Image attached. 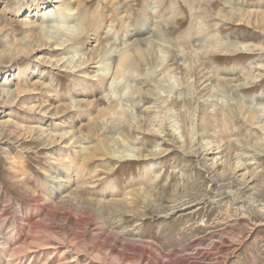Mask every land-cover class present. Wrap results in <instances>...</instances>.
<instances>
[{
  "label": "rangeland",
  "instance_id": "rangeland-1",
  "mask_svg": "<svg viewBox=\"0 0 264 264\" xmlns=\"http://www.w3.org/2000/svg\"><path fill=\"white\" fill-rule=\"evenodd\" d=\"M54 1L0 0V92L2 89L15 92L10 98L0 96V241L5 243L0 242V264H144L139 261L142 250L148 252L145 255L150 262L157 260V264H264V200L258 199V195L264 199V145L254 147L249 157L242 159L252 162L249 166L254 170L253 179L245 170L231 165L232 160L216 162L204 145L215 126L220 129L217 138L224 141L264 139L261 128L247 125L235 112L239 110L235 101L244 99L246 103L253 97L255 104H264V70L255 67L264 66V50L211 54L205 58L206 66L219 69L216 75L220 78L253 74L254 81L245 88H235L228 82L227 88L225 83L221 84L220 90L225 91L219 92V99L228 94L234 100L229 106L234 112L226 110L229 107L225 109L218 100L220 115L203 122L205 107L199 95L192 91L184 98L192 111H176L178 105L173 98L167 101L165 114L156 109L151 111L156 100L150 91L152 87L145 90L147 85L144 84L142 94L135 99L124 97L123 103L126 99L143 105L134 109L147 123L157 114L155 123L161 119L163 134L151 130L146 123L140 129L120 124L110 130L127 135L129 147L148 151L157 148L158 153L149 159L105 156L81 164L82 160L75 159L72 148L64 149L63 144L48 140L47 132L59 133L64 127L42 108L52 102L54 106L59 105V110H64L72 99L89 100L91 90L99 93L101 84L93 81L89 86L82 73L56 63L64 57V49L44 41L38 30L42 10L62 2ZM156 1L158 5L149 9L150 13L145 0H117L115 3L128 7L137 21V31L141 24L147 25L144 19L159 20L156 32L161 33L163 45H185L184 35L190 27L189 0ZM210 1L204 6L211 16L209 23L206 21L211 29L208 33L219 35L220 41H238L264 48V0ZM115 3L93 0L88 2L87 9H81L83 13L92 14L96 5L101 4L102 13L96 15L93 26L87 28L91 29L90 33L103 39L110 20H115L110 23L116 25L113 34L123 33V16L113 13ZM240 9L255 10L259 18L254 17L256 20L251 25L240 23L239 19L232 18L234 11ZM59 18L57 23L64 26L61 27L72 25ZM140 19L143 22L139 24ZM48 23L44 21L43 25ZM95 23H99L98 27ZM13 49L15 54L11 56ZM92 66L85 71L89 76ZM34 81H38L37 84ZM127 81L123 79L121 84ZM171 81L164 84L171 85L168 83ZM187 84L185 81L183 85L189 91L191 87ZM80 88L86 91L83 95ZM51 91L57 97H51ZM99 106L104 103L100 101ZM80 112L73 118V126L78 129L86 128L84 123L89 122L90 116L99 117L96 108L88 109L87 114ZM161 115L172 116V123L182 127L185 135L188 132L184 136L189 138L190 134L193 142L186 141L188 144L184 146ZM261 118L264 123V111ZM102 122L104 124V119ZM189 127L192 131L187 130ZM95 136V132L92 133L93 139L97 138ZM61 152L69 159L59 162ZM51 175L62 176L66 192L73 194L72 203L59 202V194L51 189ZM223 178L229 186L220 185ZM129 190L132 191L127 194ZM188 198L195 200L191 202L193 205L167 215L161 212ZM114 203L120 206H113ZM93 227L95 229L91 230Z\"/></svg>",
  "mask_w": 264,
  "mask_h": 264
},
{
  "label": "bare ground",
  "instance_id": "bare-ground-1",
  "mask_svg": "<svg viewBox=\"0 0 264 264\" xmlns=\"http://www.w3.org/2000/svg\"><path fill=\"white\" fill-rule=\"evenodd\" d=\"M57 1L58 0H55L54 2ZM89 1L93 0H62V2H59L57 6L55 5L53 6V8H46L42 10V12L39 14L40 22L38 24V30H41L44 41L53 43L56 48L64 49L65 55L71 53L70 56L64 55L65 58L62 57L61 59L57 60L56 63L64 64V66H67V68L72 72L82 73L85 77L84 79L86 84H89V86L92 85L91 83H93V81H98L101 84L99 86V93H96L98 90L96 92L91 90V96L89 100H82L77 98L72 99L70 104H67V106L65 105L66 107L64 110H59V105L54 106L52 102L46 103V105H44V108L41 107L43 112H46V115H50L51 118L54 117V119L59 120L64 127L59 133L52 134L50 132H47L49 136L48 140H50L51 142H57L58 144H63L61 147H63L64 149L72 148L75 153V159L82 160L81 164L88 163V161L97 158H104L105 156L116 159H149L150 157L155 156L158 153L159 149L157 148L148 151L141 147H129L127 145V141H129L127 135L124 136L119 130L113 131L115 128L121 126L120 124L128 125V127L130 128L140 129L142 126H145L146 123V126L152 127L150 128L151 130L158 131V133L163 134L162 132L164 131V126L162 128L160 127L161 119H159L158 123H155V121L157 120L156 118H158L157 114H155L153 118L149 120V123H147V120H143L141 118V115H139L138 112L134 109L141 108L143 107V105L132 103V101L126 100L127 97L128 99H130V97H134L135 99L136 96L142 94V87L144 84L147 85L145 90L149 87H152L150 91L156 100L155 103L151 106V108H153V110L151 111H154L156 109V112L165 114V111H167V101L171 100L172 98L174 99L175 104L177 102L176 105H178L177 108L175 107L176 111H192L187 108L184 100V98L187 97L186 95L191 93L192 91V93H196L199 95L198 99L201 103H203L202 105L205 107L202 121L209 122V120L212 119L215 115H220V110L216 105L218 100H221L220 102L222 106L225 107V109L226 107H229L230 103H233L234 101L231 97L228 96V94L220 96L221 99H219V92L223 93L225 91L223 88L222 90H220L222 83H225L223 84L224 86L226 85V82H228L231 83L235 88H245L246 84L254 81V76L253 74L251 75V73H244L243 75L239 74L237 76L235 75L232 78H220L218 75H216V73H219L217 72V70L219 69L215 68V66L213 65V67L205 65V58L207 59L206 56L211 54L233 55L237 52H251L254 49L264 50V48L260 46L256 47L255 44H242L238 41H220L221 39L219 38V35H216L215 33H208L211 29L206 26V21L207 23H209L208 17L211 16L210 13L208 14L207 11L204 10V6H207L211 2L210 0H189V5L191 7L189 21L190 27L188 29L189 31L187 30L188 32H185L184 36L187 42L185 41L186 44L183 46L172 44H165V46L162 44L163 39L161 33L156 32V26L160 23L159 20L148 22L144 19V22H147V25L142 26L141 24L140 26H138L137 31L135 28V26L137 25V21L134 17H132L130 10L123 4H116L115 2H117V0L115 2H113L114 0H112V3L116 4L114 6L115 9L113 10V13L123 16V19H121L122 28H124L123 33L122 31L121 33H116L115 31L116 34H113L114 30L112 29H114L116 25H110V23L115 20H110V23L107 26L106 36L104 37L105 39L101 38L105 42H102L101 39L98 38L96 33H90L91 29H87L89 25V27L93 26V22H95L96 20V15L99 16L102 8L101 4L96 5V7L93 9L92 14H87L86 11L85 13H83L81 11L82 8L87 9ZM225 1L227 3L230 2V0ZM157 3L158 2L156 0H145V7L149 13V9H152V7L154 8L156 5H158ZM233 15V19H239L240 23L244 22L246 25L253 24L256 18H259L255 13V10L251 9L244 11L241 9L235 10ZM59 17H62V19L68 21L72 25H68V27L66 26L65 28H63V25L57 23V19ZM254 17H256L255 20H253ZM220 20L226 21L222 18H220ZM44 21L49 23L43 25ZM130 22H132V24ZM142 22V19L138 21L139 24ZM98 24H96L97 27ZM99 27L101 26L99 25ZM108 35H110L109 38ZM208 40L211 41L207 43ZM13 42L14 41H12V43ZM20 43V45H22V42ZM89 45H91V47L88 48ZM14 54L15 53L13 49V54H11V56ZM92 64L93 66L91 68L93 69V71L89 76L85 71ZM255 67L257 69L261 68V70H264L263 64ZM234 71L235 70L232 71V74L234 73ZM123 79L124 82L125 79L128 81L121 84V81ZM171 79V83L168 82L171 85H166V83L164 84V81H170ZM184 79L185 81H187V83H189V85L187 84L188 88L191 87L189 91L185 88V85H183L185 82ZM103 80H105L106 83H103ZM129 81H132V83H130ZM37 82L35 83L37 84ZM40 84L43 83L41 82ZM28 85H31V82ZM35 85H33V87ZM79 91L82 95L86 92L81 88L79 89ZM14 93L15 92H12V90L2 89L0 92V96L10 98ZM50 96L57 97L55 92L52 91L50 93ZM124 97H126V103H123ZM224 97L226 98V101L224 100ZM253 99L255 98H250V101H245L246 103H244V99L239 102L235 101L239 109L235 112L238 113L240 118L247 125H250L252 128H261L264 131V123L262 122L263 119L261 118V113L264 111V104H255L256 101H253ZM100 101L104 103V106H99ZM127 102H130L131 105L130 103L127 105ZM92 108H96L97 115L99 117H97L96 115L90 116V118L88 119L89 122L84 123L86 125L85 129L80 127L78 129V126H73L75 124L73 118L77 117L76 112L82 113L80 111H84L83 114H87L88 109ZM232 108L229 107L226 110L234 112ZM148 109H150V107H147V110ZM221 111L224 110L221 108ZM160 117L163 118V121H167L166 125L171 127L175 134L177 133V139H181L180 141L184 143V146H186V144L188 143L193 142V137H190V134L188 136L189 138L185 137L188 135V132L187 135H185L186 132L182 127H180L176 123H172V116L165 117V115H161ZM103 119L104 124L102 122ZM191 119L192 118H190V120ZM193 123L194 121H192V124ZM156 124L157 127H155ZM83 126L84 125L82 123V127ZM112 126L113 130H110ZM212 128L213 129H211L212 132L210 133V137L204 143L206 151L209 154H212V157L216 162L217 160H221V162L228 163L230 162V160H232L231 165L233 164L234 167L238 170H245L244 173H247V176L252 177L253 179L254 176L252 172L254 170L251 171L252 168H250L249 166L250 163L252 164V162L246 163L244 161L245 159L243 161L242 159L248 158L250 155L249 151H252L254 147L260 146L261 144L264 145V139L262 138L260 139V141L255 142H249L243 139H231L230 141H224L222 140V138H217V134L220 132V129H218L217 126ZM191 129L190 127L187 128V130L192 131ZM44 131H46V129H44ZM94 132L96 134L95 138L97 137L96 139L92 138V133ZM186 141H188V143H186ZM66 158L69 159L68 156L61 152V156L58 159L60 162V160ZM51 178L53 179V182L51 181V184H53L51 186V189L54 191V193L59 194V202L65 205L72 203L74 199V197H72L73 194L71 192H66V183H64L62 176L51 175ZM219 182L221 186H229V182H226L225 178L221 179ZM131 191L132 190H129L127 194ZM141 194L142 193H140V195ZM262 198L263 197L261 195H258L259 200H264ZM192 201L195 200L189 199L188 201L182 200L179 202H175L166 210L162 211L163 209H161V212L167 215L168 213H172L173 211H176L178 209H185L193 205V203H191ZM119 204L120 203H114L113 206H120ZM108 217H110V215H108ZM92 229L95 228L93 227L91 228V230ZM0 242L5 245V243H3L2 241ZM122 246L126 245L123 244ZM140 253L141 255L139 261H142V263H158L157 260H153V262H150L147 259L145 254L148 252L146 250H142ZM123 254L124 253H122V255Z\"/></svg>",
  "mask_w": 264,
  "mask_h": 264
}]
</instances>
